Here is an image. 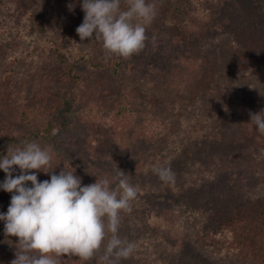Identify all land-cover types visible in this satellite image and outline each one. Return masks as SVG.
Returning <instances> with one entry per match:
<instances>
[{"label": "trees", "instance_id": "16d2710c", "mask_svg": "<svg viewBox=\"0 0 264 264\" xmlns=\"http://www.w3.org/2000/svg\"><path fill=\"white\" fill-rule=\"evenodd\" d=\"M64 1L65 4H56L54 10L49 8L43 14L41 8L39 13L35 9L24 8H27L25 12L33 14L31 19L36 17L42 20L37 26L41 31L45 30L47 20L52 23L65 17L67 25L72 22V33L77 36L79 15L84 13L81 9L82 0ZM192 1L196 5L187 11L188 14L201 10L204 11V16L208 15L203 0ZM164 3H168L178 13L181 12L178 6L180 0H160L159 8ZM187 3L190 4V0ZM69 5H74L73 10H69ZM126 5V2L125 5L121 4ZM58 10L60 13L56 15ZM253 14L250 17L247 15L248 21L242 23L248 28L243 30L242 36H251L253 23H250V19ZM253 16L257 18V14ZM52 29L57 30L48 34L52 41L45 50L48 57L52 55L54 66V71L45 79L48 84L53 85L52 88H47L52 90L49 97L32 96L29 101L24 93L19 92L16 96L11 91L13 75L10 76L7 72L0 74V156L6 154L9 144L23 145L30 141L45 143L51 138V145L47 148L53 152V166L57 165L54 169L56 174L64 166L69 170L75 169V175L82 178V185H89L100 178L112 180L119 168L139 190L132 211L122 212L123 220L132 227L140 225L147 228L151 236L152 205L153 202L157 206L162 205L158 197L163 194L162 184H166L171 187L168 197H180L188 214L193 213L198 218L203 216V219L200 218L202 222L197 220L192 226L193 245L198 247L202 243L207 252L204 256L212 264H264V134L259 133L254 124L251 129L246 128L244 133L240 127L237 128L242 133H233L228 129L223 136L216 130L224 121L223 116L232 110H244L242 115L247 121H250V113L264 110V72L259 73L261 66L248 55L247 44H251L250 40L245 39L243 42L237 37L227 39L221 34L217 39L223 41H217V45L225 42L231 44L233 48L229 53L220 47L200 54L195 51H190V54L187 48V53H182L179 51L180 46L173 56L160 50V36L165 33L164 43L170 44L171 52L177 42L184 41L167 30H159L154 35L156 38L152 46L147 47L149 52L142 56L144 64L155 76H159L161 80L163 75L167 76L164 83L167 85L168 98L163 103V114L167 115L163 117L160 114L162 112L156 113L157 108L150 100L145 109L138 110L137 103L125 92L119 96L121 98L112 95L108 105L92 101L87 107L76 110L73 115L80 113L90 118L93 116L109 126L105 133L97 136L93 145L88 137L96 133L95 128L82 129L84 139L81 143V138H74L72 130L67 129L70 128L67 114L73 103L82 100L86 93L93 97L97 91L108 90L107 84H102V79H86V71L106 74L117 72L116 75L120 78L119 64L124 62L110 63L92 55L89 49L82 48L78 42L77 47L73 45L68 49L69 42H62L58 38L62 31L57 26ZM66 87L69 92L65 91ZM48 90L47 94L50 92ZM53 90L60 94L55 96ZM163 91L157 90L152 98L160 100ZM89 94L88 99H92ZM170 96L175 98L174 103L169 101ZM163 100L162 98L161 102ZM90 112L92 116L89 115ZM232 117L227 122L237 124V120ZM218 120L220 123H216ZM60 126H65V130L72 134L70 141L65 140L67 151L62 150L57 145L58 141L53 140L52 132ZM223 126L231 127V123L223 122ZM227 135L234 139L227 141L224 138ZM222 139L228 145L220 143ZM136 143L144 146L139 154L136 153ZM209 143L221 144L226 153L222 155L216 151V155L205 165L200 162L197 153L201 145ZM69 149L76 151L69 153ZM224 161H230L231 166L223 167ZM159 166L171 167L175 173L174 182H162L160 178V183L157 181L154 175L157 174L155 168ZM15 174H19L18 168ZM37 175L39 181L50 179V175L43 172ZM0 178L5 179L2 170ZM179 179L185 181L179 184ZM194 191L196 195H193ZM216 193L223 201L216 199ZM11 195L12 193L0 189V213L7 212ZM206 214L209 215V221L204 226ZM167 239L168 241L161 237V243L168 245L165 248L174 249L175 243ZM17 244L18 238L6 236L4 221H0V264H11L15 259ZM152 244L155 248L152 253L155 256L154 264H186L185 259L179 257V251L174 249L178 255L168 254L165 258V253L160 256L157 254V241ZM91 263L72 255L58 258V264Z\"/></svg>", "mask_w": 264, "mask_h": 264}, {"label": "rangeland", "instance_id": "374dc122", "mask_svg": "<svg viewBox=\"0 0 264 264\" xmlns=\"http://www.w3.org/2000/svg\"><path fill=\"white\" fill-rule=\"evenodd\" d=\"M63 2L65 1L0 0V74L2 72H7L10 76L13 75V82L11 83L13 89L11 91L15 92L16 96L19 95V92L24 93L29 101L32 96L45 95L49 97L52 90H48L47 88L48 86L52 88L53 85L48 84V81L45 79L49 78L48 76L54 71V66L52 64V55L48 57L49 54L46 53L45 50L50 46L52 41L51 36L48 34L51 33V31L54 32L57 30L52 29V27L55 26L62 31L58 38L62 42H69V45L67 44L68 49H70L69 46L73 45H76L75 47H77L78 42V45H81L82 48L89 49L92 55H96L110 63L123 61L124 63L122 65L119 64L120 78L117 77V72L116 74H112L111 72L108 73L110 74L108 75L106 73H93L89 71H86L87 73H85V70H83V73H85L87 77L86 79L92 78L94 81H100L102 79V84L104 86L107 84L106 87H108V90L97 91L93 97L89 93H86L82 100L73 103L70 113L67 114L69 117L68 127H70L67 129L72 130L74 138H81V143L84 139L82 133L84 127H86V130L88 127L95 128L96 133L94 132L92 137H88V140L93 145L96 142L97 136L105 133L109 127L108 125L103 124L102 120H96L91 112L89 115L92 116L93 122L92 118L87 117L84 114L79 113L76 114V116L73 115L76 110H80L82 107H87L92 101L96 103L99 101L101 104L108 105V101L112 99V95L116 98L125 92L137 103L138 110H141L142 108L145 109L151 101L157 108L156 113L162 112L160 114H162L163 117L167 115L163 114L165 113L163 103H166L168 98H166L167 85L164 83L167 76L163 75L162 80L159 76H155V74H153L154 72L149 70L148 66L144 64V56H142L146 52H149L147 47L149 45L152 46L156 38L154 35L157 34L159 30H164V32L167 30L174 35H178L184 41L182 43L177 42L176 47H174V50L171 52L170 44L164 43L166 40V37L164 36L165 33L160 36V40L162 41V44L159 47L160 50L166 53H171L173 56H175L180 46L181 48L179 51L182 53H187V48L189 49V52L195 51L197 54H200L214 51L218 47L224 48V51L229 53L233 48L231 44H226L225 42L217 45V41H223L217 39L221 34H224L227 39L237 37L240 41L243 40V42H245V39H249L251 44L246 43L247 51L249 53L248 55L254 59V62L259 64L258 66H261V72L259 73L263 74L262 72H264V26H262V24H264V0H203V5L207 8V16H204L205 13L204 11L201 12V10L189 14L187 13L190 8H194L196 5V2H193L192 0H190V4L187 3V0H180L178 5L179 10L181 11L180 13L175 11L172 6L170 7L168 3L162 4V8H159L158 3H160V0H149V2L154 3L157 8L156 18L147 26L146 34L148 35L149 40L146 41V47L142 52L127 59L114 55H107L103 49L102 42L100 41L85 40L82 42L78 35L76 36L74 32L72 33L73 24L71 22L67 25L65 17L60 19L57 18L59 20L57 22L53 21L52 23H49V20H47L45 30L41 31L37 26L38 22L40 24L42 20H38L36 17L35 19H31L33 14L25 12V10L29 8L31 10L35 9V12L39 13L41 8V14H43L49 8L54 10L56 4H65ZM125 2L126 0H122L124 5ZM24 6L27 8H24ZM122 7L126 8L127 5ZM59 13L60 10L56 12V15ZM252 13L257 14V18H253V14L252 19H250V23H253L251 36H242L244 33L243 30L247 28L246 26H243L242 23L247 22V15L250 17ZM83 18L84 13L79 15L80 25L83 22ZM258 76L260 75L258 74ZM151 81H153V83H151ZM64 89L66 92L70 91L68 87ZM46 90L50 92L47 94ZM155 90H164L161 93L160 100L152 98V94L156 92ZM53 92L55 93V96L60 94L54 90ZM88 94L92 99H88ZM162 98L164 100L161 102ZM169 101L174 103L175 98L170 96ZM186 109L189 110V108ZM244 112V110L237 112L232 110V112H229L226 116L224 115V121H222V123H220L219 120L216 122L220 123L219 127H216L217 133L220 136H223L226 135L225 132L228 129L233 133H244L246 132V128L251 129L253 123L244 119V116L242 115ZM231 116H233V120H237V124L227 122ZM223 122L225 124L231 123V127H224ZM141 123H143V121ZM237 127H240L242 132L240 130L238 131ZM221 132L222 134H220ZM52 134L53 140L58 141L57 145H59L62 150L67 151V149H65V147H67L65 140L66 142L70 141L72 134H69V132L65 130V126H60L59 128L54 129ZM224 138H226L227 141L228 139H234L231 138L230 135H227ZM222 141L223 139L220 143L228 145L227 141ZM51 142L52 139L49 138L45 143H38H40L42 147H49L48 145H51ZM143 148V144L136 143L137 154H139L140 151H143ZM72 151H76V149L68 150L69 153H72ZM216 151L222 153V155L226 153L221 144L216 145L215 143H209L207 145H201L197 153L200 162L206 165L212 160L214 155H216ZM192 154L193 153L190 152V155L193 157ZM222 166L230 167V161H224ZM46 175L48 176V174ZM154 176H156L157 181L159 182V176L157 174ZM3 181L4 178H0V183ZM177 181L179 184H182L185 179H179ZM162 188L163 194L161 197H158V201L161 202L162 205L157 206L154 202L152 205V222L150 223L152 227V236L147 232L149 230L147 228L144 229L143 226L138 225L132 227L126 220H123V214L121 212L120 235L122 238H126L136 245V251L131 258L122 262V264H154L155 256L152 255V253H154L155 248H153L152 242L155 240L157 241V244H159L157 252L159 256L164 253L166 254L165 258L168 254L176 256L178 255L177 251H179V257L185 259L186 264H212L211 261L204 256L207 252L203 248L202 243L201 246L198 247L193 245L194 236L192 226L197 220L202 222L201 219H203V216L200 215L201 219L193 213H190V216V214L187 213V207H185L184 201H182L180 197H168L171 192V187L162 184ZM193 195H196V191L193 192ZM218 195L219 194L216 193V199L218 201H223L222 198L219 199ZM192 199L196 200L195 197H192ZM215 212L217 214L216 210ZM206 215L207 219H205L206 222L204 226L207 225L209 221V215ZM193 218L195 219L193 220ZM161 237L165 238L167 241V238H169L171 243H175L174 249L177 251L171 249V247L165 248L168 245H166V243H161ZM99 255L100 254H98L96 259L91 261V264H103Z\"/></svg>", "mask_w": 264, "mask_h": 264}, {"label": "clouds", "instance_id": "9594fccd", "mask_svg": "<svg viewBox=\"0 0 264 264\" xmlns=\"http://www.w3.org/2000/svg\"><path fill=\"white\" fill-rule=\"evenodd\" d=\"M82 0L83 22L76 28L80 40L102 42L109 56L130 58L146 47L147 26L157 16L149 0ZM74 5H69L73 10ZM264 110L250 113V122L264 134ZM53 152L36 141L9 144L0 156L5 179L0 189L12 193L6 213H0L6 236L18 238L11 264H58L64 255L103 264H122L131 258L136 245L120 235L121 212H131L139 190L119 168L112 180L96 179L82 185L75 169L56 174ZM17 168L19 174H15ZM35 170V171H34ZM50 175L39 181L38 173ZM155 172L162 182H174L170 166ZM113 180L115 183H113Z\"/></svg>", "mask_w": 264, "mask_h": 264}]
</instances>
